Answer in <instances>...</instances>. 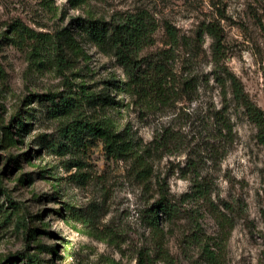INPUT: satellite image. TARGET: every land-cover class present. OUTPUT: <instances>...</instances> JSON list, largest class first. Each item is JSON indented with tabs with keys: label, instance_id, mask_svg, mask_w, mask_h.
I'll return each instance as SVG.
<instances>
[{
	"label": "rangeland",
	"instance_id": "1",
	"mask_svg": "<svg viewBox=\"0 0 264 264\" xmlns=\"http://www.w3.org/2000/svg\"><path fill=\"white\" fill-rule=\"evenodd\" d=\"M138 12L157 24L154 44L142 53L146 61L170 48L166 26L190 44L176 49L170 66L176 75L198 76L191 101L148 110L136 96L114 89L126 80L124 69L108 45H95L84 25ZM208 25L220 34L222 62L264 111V0H90L79 7L68 0H0V180L24 207L13 210L0 193V264H26L24 255L37 256L41 264H136L137 251L156 244L176 264H203L199 248L187 243L193 232L185 219L160 216L158 229L149 225L157 178L165 179L175 200L189 193L190 182L178 170L185 154L155 157L154 178L147 181L138 180L129 163L109 158L89 134L60 157L50 148L58 135L46 96L77 98L88 120L111 123L140 145L177 115L175 130L190 139L194 116H203L212 103L220 105L210 76L214 41L203 33ZM29 31L60 39L61 68L52 50H39ZM68 35L73 44H67ZM108 97L122 106L110 105ZM231 119L235 139L227 156L219 166L204 167L213 182L211 202L183 207L200 223V240L213 245L220 264H264V148L241 112ZM222 201L235 212H222ZM20 215L32 240L16 222Z\"/></svg>",
	"mask_w": 264,
	"mask_h": 264
},
{
	"label": "trees",
	"instance_id": "2",
	"mask_svg": "<svg viewBox=\"0 0 264 264\" xmlns=\"http://www.w3.org/2000/svg\"><path fill=\"white\" fill-rule=\"evenodd\" d=\"M74 7L86 4L90 0H68ZM170 48L160 53L156 60L146 61L142 53L154 44V35L157 24L147 12L114 14L108 23H86L84 30L96 46L108 45L114 52L117 63L124 69L126 80L113 84L116 91L125 92L132 97L136 96L141 106L148 110L157 107H168L175 101L183 99L192 100L197 95L199 79L197 75L183 73L176 75L170 64L174 61L176 49L180 46H190L188 42H181L173 27L166 26ZM26 32V31H25ZM203 33L213 38V68L210 76L216 84L220 105L213 103L207 107L203 116L195 115L192 125V135L188 139L175 130L173 117L169 126H162L153 135L147 145L136 143L127 132L118 131L111 123L103 120L90 121L82 114V105L77 98L70 96L47 95V100L52 104L50 111L53 120L57 122V139L50 148L56 155L63 157L69 153L85 134L92 135L103 144L106 155L114 160H121L130 164L136 178L147 181L154 178L152 160L166 156H175L184 153L186 161L183 167H178L181 176L190 182V191L175 200L166 190L165 179L157 178L158 197L154 207L149 211V225L158 229L160 216L168 221H187V229L193 234L187 241L199 248V258L203 264H220L218 253L214 251L211 243L200 240L202 232L193 213L187 212L183 205L188 202H211L212 180L209 173H205V165L219 166L227 156L235 139L234 123L231 116L241 112L256 129V139L264 148V111L257 107L245 92L241 81L228 70L222 62L221 39L218 29L208 25ZM32 38L38 42L39 50L50 49L54 55L55 66L61 68L63 57L60 54V45L57 39L47 35ZM68 45L73 44L71 36L65 37ZM209 77L206 79L208 84ZM58 102H57V101ZM57 102V104H56ZM107 102L115 107L122 106V102L114 97H108ZM189 122L188 115H185ZM217 170V169H216ZM0 193L5 195L7 203L16 211L24 209L19 202L13 201L3 189L0 180ZM224 213L235 212L233 205L221 202ZM220 212L221 216L227 218ZM226 221V220H225ZM16 222L22 228L24 238L32 240L31 229L24 216L20 215ZM26 264H41L35 255H24ZM198 264L199 261L197 260ZM136 264H176L168 251L160 244L151 247H142L136 253Z\"/></svg>",
	"mask_w": 264,
	"mask_h": 264
}]
</instances>
